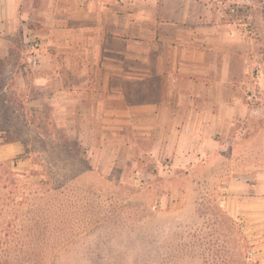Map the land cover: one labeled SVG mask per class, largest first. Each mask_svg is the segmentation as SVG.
I'll return each mask as SVG.
<instances>
[{"label":"rangeland","instance_id":"rangeland-1","mask_svg":"<svg viewBox=\"0 0 264 264\" xmlns=\"http://www.w3.org/2000/svg\"><path fill=\"white\" fill-rule=\"evenodd\" d=\"M248 2L234 22L250 38L238 93L250 112L198 136L178 162L131 135L136 147L90 156L68 139L65 116L57 127L50 103L35 98L37 41L11 40L0 57V163L36 194L34 208L8 207L20 221L7 227L12 215L0 212V264L19 245L12 264H264V0Z\"/></svg>","mask_w":264,"mask_h":264},{"label":"crops","instance_id":"crops-1","mask_svg":"<svg viewBox=\"0 0 264 264\" xmlns=\"http://www.w3.org/2000/svg\"><path fill=\"white\" fill-rule=\"evenodd\" d=\"M248 5L0 0V57L16 37L37 41L35 98L50 103L57 127L65 116L68 139L90 156L136 147L125 138L131 135L149 139L154 156L178 162L198 136L222 134L250 112L238 95L248 79L250 38L234 22ZM22 75L21 86L30 80Z\"/></svg>","mask_w":264,"mask_h":264},{"label":"trees","instance_id":"trees-1","mask_svg":"<svg viewBox=\"0 0 264 264\" xmlns=\"http://www.w3.org/2000/svg\"><path fill=\"white\" fill-rule=\"evenodd\" d=\"M15 176L16 173L12 172L8 168L7 164L0 163V212L4 213L1 215V219L5 218L6 215H12V218L6 224L7 227L10 226L9 224H12V222H17L20 221L19 219H21H15L14 214L7 213V210L12 208L13 206H15L16 208H23L24 206H26V203H28V201L33 203L31 198H34L36 194V191L34 190H32V192H30L29 194H25L23 185L20 184V181ZM32 205L33 206L31 207L34 208V203ZM9 206L10 208H8ZM8 230L10 229L5 228L4 232L8 233ZM15 231L17 234L18 231L16 228L14 230H11V233L13 234ZM0 232L2 233L3 229H1ZM14 248H18L19 250L15 252L16 255H14L15 258H13V260L12 257L10 258L11 264L14 260L17 261L19 255L22 254L26 249V247H21L20 245L17 247H13V250ZM8 249H11L10 246H8ZM20 259L22 260V258Z\"/></svg>","mask_w":264,"mask_h":264}]
</instances>
